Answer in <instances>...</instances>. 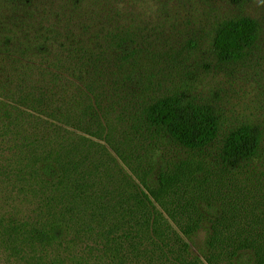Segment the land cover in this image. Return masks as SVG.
Masks as SVG:
<instances>
[{
    "label": "trees",
    "instance_id": "1",
    "mask_svg": "<svg viewBox=\"0 0 264 264\" xmlns=\"http://www.w3.org/2000/svg\"><path fill=\"white\" fill-rule=\"evenodd\" d=\"M44 10H26L0 54V250L48 248L47 264H264L263 130L232 129L212 156L214 106L160 94L165 77L136 73L129 37L94 35L81 5ZM259 32L249 16L222 21L218 58L245 59Z\"/></svg>",
    "mask_w": 264,
    "mask_h": 264
},
{
    "label": "rangeland",
    "instance_id": "2",
    "mask_svg": "<svg viewBox=\"0 0 264 264\" xmlns=\"http://www.w3.org/2000/svg\"><path fill=\"white\" fill-rule=\"evenodd\" d=\"M65 4L81 5L94 35L128 36L132 46L126 52L137 58L136 73L165 77L160 94H183L218 110L223 128L212 156L219 154L226 134L242 124L264 132V0H0V54L9 37L23 33L18 18L26 10ZM242 16L259 22L258 40L245 59L223 62L214 48L217 26ZM137 88L133 82L126 85L130 91ZM256 164L264 169V144ZM208 230L209 225L203 236ZM47 250L25 249L19 255L0 250V264H47L42 258Z\"/></svg>",
    "mask_w": 264,
    "mask_h": 264
}]
</instances>
